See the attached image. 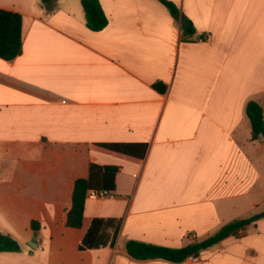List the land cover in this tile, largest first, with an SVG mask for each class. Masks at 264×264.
<instances>
[{"label":"crops","instance_id":"crops-1","mask_svg":"<svg viewBox=\"0 0 264 264\" xmlns=\"http://www.w3.org/2000/svg\"><path fill=\"white\" fill-rule=\"evenodd\" d=\"M169 1L178 20L159 0H99L108 24L92 31L81 0L52 12L0 0L22 16L21 53L0 59V231L21 251L0 264H264V138L245 113L251 100L264 110V0ZM113 142L146 143V157L95 146ZM92 163L119 166L115 190L88 196L81 228L67 227ZM94 218L120 219L117 237L104 228L80 250ZM247 218L196 262L125 249L181 248Z\"/></svg>","mask_w":264,"mask_h":264},{"label":"trees","instance_id":"trees-1","mask_svg":"<svg viewBox=\"0 0 264 264\" xmlns=\"http://www.w3.org/2000/svg\"><path fill=\"white\" fill-rule=\"evenodd\" d=\"M171 13L174 19L180 18L177 6L169 0H159ZM42 7L47 12H52L56 7V0H41ZM85 15V22L88 29L92 31L103 30L108 24V18L102 9L99 0H81ZM187 24L190 21L187 20ZM192 33V27L186 29ZM22 51V16L19 13L0 9V59L9 61L16 58ZM154 88L160 93H165L167 86L162 82H156ZM245 113L251 124L252 139L264 138V110L262 106L251 100L246 104ZM95 146L130 158L143 160L148 151L146 143H97ZM116 165L90 164L88 175L77 178L71 198V207L67 212L66 226L70 228H81L84 208L90 191L107 190L112 193L115 190V177L119 171ZM253 218L233 221L220 228L214 235L201 240H193L181 248H170L152 243L128 240L125 244L127 253L137 260H148L162 258L172 262L180 263L188 256L198 255L220 240L229 235L237 234L246 225L251 223ZM121 225L120 219L94 218L82 242L80 250L92 249L99 246L98 237L102 229L109 228L113 231L112 243L115 241ZM33 230L39 229L36 221L31 222ZM21 246L11 235L0 231V252H20Z\"/></svg>","mask_w":264,"mask_h":264},{"label":"built area","instance_id":"built-area-1","mask_svg":"<svg viewBox=\"0 0 264 264\" xmlns=\"http://www.w3.org/2000/svg\"><path fill=\"white\" fill-rule=\"evenodd\" d=\"M211 39V35L208 34L205 36V38L200 39L201 41H208ZM110 192L107 190H101V191H90L89 196L97 197V198H104L110 196ZM185 260H189L192 262L198 261V258L194 255L188 256Z\"/></svg>","mask_w":264,"mask_h":264},{"label":"water","instance_id":"water-1","mask_svg":"<svg viewBox=\"0 0 264 264\" xmlns=\"http://www.w3.org/2000/svg\"><path fill=\"white\" fill-rule=\"evenodd\" d=\"M184 23H185V21H184ZM188 27H189V26H188ZM188 27H187V28H188ZM263 215H264V214H263Z\"/></svg>","mask_w":264,"mask_h":264},{"label":"rangeland","instance_id":"rangeland-1","mask_svg":"<svg viewBox=\"0 0 264 264\" xmlns=\"http://www.w3.org/2000/svg\"><path fill=\"white\" fill-rule=\"evenodd\" d=\"M264 97V96H263Z\"/></svg>","mask_w":264,"mask_h":264}]
</instances>
